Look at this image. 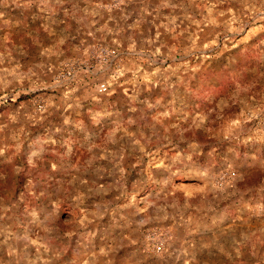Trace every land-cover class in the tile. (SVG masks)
Masks as SVG:
<instances>
[{
    "label": "clouds",
    "instance_id": "obj_1",
    "mask_svg": "<svg viewBox=\"0 0 264 264\" xmlns=\"http://www.w3.org/2000/svg\"><path fill=\"white\" fill-rule=\"evenodd\" d=\"M0 264H264V0H0Z\"/></svg>",
    "mask_w": 264,
    "mask_h": 264
}]
</instances>
